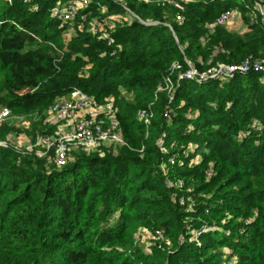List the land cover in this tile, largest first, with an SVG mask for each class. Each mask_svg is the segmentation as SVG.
Returning <instances> with one entry per match:
<instances>
[{"label":"trees","instance_id":"16d2710c","mask_svg":"<svg viewBox=\"0 0 264 264\" xmlns=\"http://www.w3.org/2000/svg\"><path fill=\"white\" fill-rule=\"evenodd\" d=\"M68 1L0 0V107L12 113L0 140L28 117L32 141L55 136L49 111L78 88L112 102L127 146L74 148L62 168L35 150H0V264H264V75L184 81L170 106L167 92L157 94L175 62L207 71L264 59L261 25L210 33L227 10L249 23L253 1L194 0L180 24L163 0H124L140 20L118 27L114 46L81 29L65 41L68 27L51 9ZM96 1L109 15L124 12ZM140 227L162 231L172 247L147 254L135 244ZM202 230L199 246L193 231Z\"/></svg>","mask_w":264,"mask_h":264},{"label":"built area","instance_id":"2783aa9c","mask_svg":"<svg viewBox=\"0 0 264 264\" xmlns=\"http://www.w3.org/2000/svg\"><path fill=\"white\" fill-rule=\"evenodd\" d=\"M8 1L11 2V0ZM110 1L120 4L124 12L122 14L109 15L108 8L96 0H72L59 2L53 6L51 16L65 24L70 32L74 33L77 29L86 30L97 40L107 43L108 46H114V33L117 28L130 24L135 19H140L122 4L124 0ZM193 1L163 0L162 2L178 11L175 21L181 24L185 22L184 12L186 11V6ZM241 1L245 2V0ZM252 1L253 5L248 12L249 23L246 24L242 21L239 11L227 10L209 26L210 33H213L214 28L218 26L230 28L236 24L237 20L241 21L240 26H243L245 30L250 25H261L264 27V0ZM96 7L97 10L93 11ZM141 22L147 24L143 21ZM152 24L154 23H148V25ZM116 52L113 51L112 55H115ZM252 73L264 75V59L249 56L239 64H221L207 71L200 70L186 59L185 64L180 62L173 64L157 94L158 92H167L170 106L175 100L178 87L184 81H194L202 84L210 80H231L237 75ZM170 111L168 107L165 112L166 118L170 116ZM49 114L55 117L58 122H65L70 130L69 133L58 138L50 135H38L31 149L36 151L35 154L39 159H46L50 155L53 156L54 163L58 168L68 164L70 153L74 148L95 151L103 145L127 146L120 122L112 109V102L101 105L94 97L81 89L74 88L68 98L55 103L51 107ZM11 116V111L8 108H4L0 114V126L9 120ZM138 118L148 129L153 119V112L149 109L140 110ZM251 127L255 131L261 130V125L258 121H254ZM9 148L17 150L14 143L8 140H0V150ZM140 152H143V149ZM168 163L175 165L176 159L171 157ZM161 168L166 173L168 165L162 164ZM181 204H185V199H181ZM204 232L206 230L193 231L194 239H196L199 246H201L199 241ZM154 237L157 241H162L163 232L157 231ZM152 250V248H149L145 252L151 254Z\"/></svg>","mask_w":264,"mask_h":264},{"label":"rangeland","instance_id":"374dc122","mask_svg":"<svg viewBox=\"0 0 264 264\" xmlns=\"http://www.w3.org/2000/svg\"><path fill=\"white\" fill-rule=\"evenodd\" d=\"M237 24V25H236ZM235 25L232 26V30H235L236 32L242 33L245 32V29H241V30H236L237 28L240 27V23L238 26V23H236ZM73 36V32L70 31H65L63 33V39L65 41H69L71 39V37ZM64 99L59 100L63 101ZM2 108L0 107V114H1ZM32 118V119H31ZM50 122L53 123V126H58L59 130L58 132L55 134V136H53L54 138H58L66 133H69V129L67 127V124L65 122H58L56 120L55 117H53L51 114H49V119ZM18 123L16 124L18 128H20V133H16L15 136L12 137V135L7 138L8 141L14 143L17 147V152L21 153L23 156L28 155L29 153H33L34 149H31V146L33 145L34 141H32V123L34 122V117H28V118H21L18 119L17 121ZM29 133L31 135H29ZM37 150V149H36ZM72 153H70V158H72L73 156H71ZM193 191V189H191ZM157 231L155 233H153L151 230H149L148 228L145 227H140L138 228L136 234H135V244L141 248H143L144 250H148L149 248H154L156 245L161 244L163 245H167L171 248V240L168 239L165 234L163 233V239L162 241H157L155 239V235H156ZM199 244L202 245V241H199ZM226 252H229L226 250Z\"/></svg>","mask_w":264,"mask_h":264},{"label":"crops","instance_id":"0c3cea01","mask_svg":"<svg viewBox=\"0 0 264 264\" xmlns=\"http://www.w3.org/2000/svg\"><path fill=\"white\" fill-rule=\"evenodd\" d=\"M236 23H238V26H239V23H240V25H241V21H239V20H237ZM236 25H237V24H236ZM231 28H232V27H231ZM241 29H243V26H240V27L237 28L236 30H241Z\"/></svg>","mask_w":264,"mask_h":264}]
</instances>
